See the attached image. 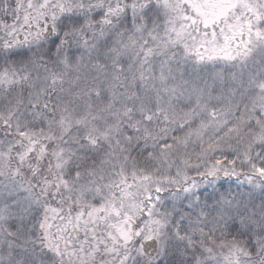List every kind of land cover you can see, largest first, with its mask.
Wrapping results in <instances>:
<instances>
[{
    "label": "snow or ice",
    "instance_id": "6c2138e0",
    "mask_svg": "<svg viewBox=\"0 0 264 264\" xmlns=\"http://www.w3.org/2000/svg\"><path fill=\"white\" fill-rule=\"evenodd\" d=\"M0 264H264V0H0Z\"/></svg>",
    "mask_w": 264,
    "mask_h": 264
}]
</instances>
